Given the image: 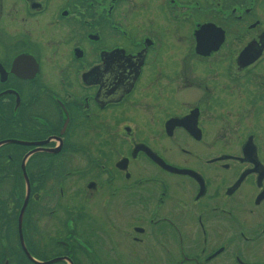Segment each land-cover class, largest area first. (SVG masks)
I'll use <instances>...</instances> for the list:
<instances>
[{"label": "flooded vegetation", "instance_id": "af4514ba", "mask_svg": "<svg viewBox=\"0 0 264 264\" xmlns=\"http://www.w3.org/2000/svg\"><path fill=\"white\" fill-rule=\"evenodd\" d=\"M0 264H264V0H0Z\"/></svg>", "mask_w": 264, "mask_h": 264}]
</instances>
